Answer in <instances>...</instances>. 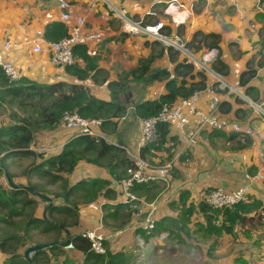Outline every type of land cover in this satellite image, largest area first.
I'll use <instances>...</instances> for the list:
<instances>
[{
	"label": "crops",
	"instance_id": "obj_1",
	"mask_svg": "<svg viewBox=\"0 0 264 264\" xmlns=\"http://www.w3.org/2000/svg\"><path fill=\"white\" fill-rule=\"evenodd\" d=\"M68 1L72 19L68 23H63L69 28L74 23L75 17L83 16L85 30L96 31L100 35V41L87 46L90 55L95 59L97 69L100 70L99 73L95 74L92 71L89 77L77 80L68 74L65 68L52 65L45 49L37 53L32 50L30 40L34 35L38 31L44 33L49 23L61 21L58 0H0V45L5 40L13 42L14 46L9 52V58L21 77L43 83H54L59 80L77 81L83 83L92 95L108 101H117L118 97L130 94L128 97L130 103L122 104L125 106L124 115L113 121L117 123L114 125L111 122L112 125L109 123L98 129L99 134H103L108 142L123 145L130 153L138 154L140 118L135 114L134 108L140 101L158 99L166 91L165 80L158 76V72L166 69L170 72V76H173L174 66L164 51L161 58H156L152 62L148 80L142 78L136 80L134 89L124 95L121 90L112 88V86L121 85L122 71L136 68L143 57L150 55L153 40L144 35L125 33L122 30L120 19L116 17L110 5L126 9L128 15L135 19L144 20L149 12L153 13L151 14L153 20L162 21L167 26V30L169 29L168 37L177 35L186 45L198 31L219 34V58L227 65V73L222 75L252 101L262 100L264 61L261 65L258 63L263 54L264 0H177L176 3L183 7L175 9L173 6L167 11L165 8L168 0H108L109 3L104 0ZM163 15L165 16L163 19L159 18ZM150 19L148 17L146 21ZM174 19L179 20L178 24L173 21ZM143 39L145 42L142 41ZM143 42H147L146 45ZM192 52L200 57L206 51L193 47ZM234 53L238 55L234 56ZM179 56L185 58L181 52ZM217 56L218 51L215 59ZM250 61L257 69L256 76L247 85L256 89L257 94L253 96L252 94L247 95L245 87L238 83L240 72ZM79 65L84 67L82 60H79ZM195 66L199 65L195 64ZM207 79L209 83L210 77L207 76ZM209 99V95L201 91L198 98L199 106L206 109ZM227 102L231 109L228 111L221 109V113L237 121L243 130L249 128L251 133L239 135L234 132H223V136L216 135L214 132L217 130L197 129L195 123L190 122L185 126L186 137L184 138L174 126L166 124L164 150L153 152L150 158L156 161L162 160L161 165L171 163V171L166 180L158 182L165 184V187L154 198L146 199L145 196L135 194V199L127 203L130 206L135 202L139 204L137 211L132 213L130 218V224L132 222L135 224L131 228L132 233H135L136 228H143L144 220L152 208H154L151 212L152 217L157 224L160 222L165 226L168 221L176 219L181 208V205H178L179 198L185 195L191 207L194 208L191 216V222L194 223L190 225L194 226L196 222L203 219L197 207L202 200L203 193L216 188L231 191L241 185L249 184L247 202H260L262 206L258 208V211H262L261 208H264V179L248 180L246 175L253 174L264 165V117H261L246 100H241L238 96L227 92L222 93L221 103ZM73 136H75L73 131L58 128L51 133L38 135L33 149L36 152L57 153L60 147ZM55 146H58V150H44V147ZM38 178L34 176L31 180L35 181ZM91 178L112 180L107 169L81 162L69 176V182L72 185L80 180ZM16 179L20 184V181L26 178L18 176ZM114 187L118 192L121 191L117 184ZM48 196L52 198L54 195ZM106 202L114 204L110 200L100 198L96 202L81 205L78 210V225L65 227L62 242L68 238L71 239L76 234H81L86 229L99 226L103 228L109 243L116 240L114 237L118 233L113 232V234L110 229L104 228L106 223L101 219L102 206ZM41 203L42 201H39L40 210L47 202L44 205ZM261 222L264 224V221ZM235 225L233 233H238V237L233 240L224 236L229 238L230 242L226 243L223 249H219L223 238L218 240L214 249L215 251L220 250L221 253L214 254L215 251L213 252L212 249L208 252L207 248V252L213 254L214 257L209 260L210 263L241 264L235 263L236 258L240 256L246 261L244 263L264 264V225L260 226L258 231L252 229L253 232H258L256 234L249 229L248 223L244 227ZM107 227L113 229L112 222H109ZM246 229H249L248 233H241ZM65 230L69 233L67 234ZM249 232L252 237L244 236ZM70 245V249L67 248L69 245L60 246V253H53L51 262L54 264L82 263V253L74 249L72 243ZM210 254H208L209 257ZM5 258L6 255L0 252V264H3ZM205 260L208 261V258L206 257Z\"/></svg>",
	"mask_w": 264,
	"mask_h": 264
},
{
	"label": "trees",
	"instance_id": "obj_2",
	"mask_svg": "<svg viewBox=\"0 0 264 264\" xmlns=\"http://www.w3.org/2000/svg\"><path fill=\"white\" fill-rule=\"evenodd\" d=\"M153 15H146L142 20L144 24L156 23L158 19L153 20ZM151 18L146 21V18ZM166 34L167 26L164 25ZM163 29V30H164ZM44 37L50 41H57L69 35V28L62 22H51L45 27ZM147 43V42H146ZM220 36L217 33H203L198 31L194 34L192 40L187 43L189 47L202 48L205 51L217 49L218 56L212 64V68L221 73H227V65L219 58ZM159 42L154 41L152 45ZM264 46V40L262 41ZM166 51L169 60L174 63L172 68L173 76L166 69L158 72L165 80L166 91L158 99H148L140 101L134 108L135 114L139 118H151L157 116L163 105H172L180 98H187L196 92L203 91L208 85L207 73L198 69L194 63L188 62L185 58H180L179 51L174 47L162 46L158 55L161 57ZM76 61L73 65L66 66L65 70L77 80H83L90 76L93 71L99 73L95 59L90 55L87 46L76 45L73 48ZM258 65L264 61V54ZM155 57H149L142 60L139 67L130 71L136 73L141 78L151 70V64ZM82 60L84 67L79 65ZM256 66L247 62L246 68L240 72L238 83L245 87V93L256 95L257 91L253 86H247L256 76ZM10 97V103H17L22 113L11 112L7 121L0 120V178L5 175V169L8 171L9 178L16 184L15 177L10 173V166L7 162L12 159H26L30 164L25 168L24 178L20 181V188L8 190L3 187L6 178L0 179V233L4 229H10L0 239V252L6 255L3 264H54L51 262L53 253H60L62 242V233L65 227L78 225L79 213L77 206L96 202L100 198L114 200L118 198L119 193L113 183L117 185L119 181L126 177V170L134 166V161L127 155L124 149L108 142L103 137H95L87 134L75 135L68 140L57 153L36 152L33 144L38 135L48 134L58 129L64 112H77L82 117H91L102 119V126L113 122V118H120L125 113V106L117 101H108L99 99L92 95L88 88L77 81L59 80L54 83H43L31 80L26 77H20L16 82H9L0 67V103ZM19 99V101H17ZM224 105V106H223ZM226 107V108H223ZM34 109V114L29 113V109ZM230 110V104L221 103L220 110ZM32 112V113H33ZM165 126L158 125L159 138L156 142L144 147L140 155L147 160H151L150 155L153 152L164 150ZM216 135H224L223 132H214ZM81 162L92 164L108 170L112 180L104 178H91L89 180H80L70 184L69 176L74 172L77 165ZM152 162V160H151ZM162 160L159 163L162 164ZM38 176L40 179H47V186L58 184L59 192L49 191L37 184L30 183L29 178ZM158 182L149 184H136L130 187V192L135 196L142 195L146 199H152L160 191ZM209 191V190H208ZM54 195L51 205L46 207L49 202L46 196ZM49 197V196H48ZM61 200H58V199ZM39 201L47 202L42 210L39 207ZM260 202H241L234 207L214 209L204 200L198 203V210L202 216V221L196 222L192 228L191 216L194 208L187 201V196H181L178 205H181L176 219L169 222L175 225L180 231L187 230L189 234L200 237L203 243H206L209 237L215 238L224 236L232 230L233 225L238 224L242 227L249 221L260 222L258 208ZM108 212L103 216L104 221L112 218L115 222L125 211V219L128 222L132 212L127 203L117 202L114 205L104 203L102 206ZM123 211V212H122ZM116 225V224H115ZM157 224L155 222V232L162 231L168 226ZM123 228L122 226H119ZM192 230V231H191ZM135 233H141L144 238L151 239L155 234H147L144 228H136ZM52 236L46 241L52 243L51 246L37 250L29 254V261L25 256V250L33 245L41 244V241H34L35 236ZM151 235V237H150ZM208 246V252L218 243ZM71 243L74 249L82 253L83 264H123L125 250L113 251L109 246L107 239L104 241L106 251L104 254H98L91 250L90 242L83 238L81 234L72 236ZM216 244V245H215ZM210 254V253H208ZM211 255V254H210ZM242 257H238L235 263H244ZM246 262V261H245ZM69 264V263H66Z\"/></svg>",
	"mask_w": 264,
	"mask_h": 264
},
{
	"label": "built area",
	"instance_id": "obj_3",
	"mask_svg": "<svg viewBox=\"0 0 264 264\" xmlns=\"http://www.w3.org/2000/svg\"><path fill=\"white\" fill-rule=\"evenodd\" d=\"M108 2V0H104ZM165 11L175 7H183L177 0H168ZM60 8V20L62 22H70L72 15L70 13V3L68 0H58ZM110 8L115 13L116 17L121 21L122 30L125 33L132 35H144L148 39L161 41L167 46L174 47L181 52L186 60L199 65V68L204 70L210 77V82L203 92L210 97L207 102V108L203 109L198 104L199 93L196 92L187 98H180L172 105H163L157 116L151 118H140L139 121V139H138V154L134 155L123 145L118 146L125 150L127 155L134 161V166L126 170V177L119 181V189L123 194V203H129L135 199V196L130 192V187L136 184H149L152 182L164 181L169 177L171 171V163L164 165L152 164L149 160L140 155L141 149L156 142L159 138L158 125L160 123L174 126L182 137H186L185 126L194 122L197 129L217 130L222 132H234L239 135H249V128L243 130L239 123L233 118L221 113L220 104L222 102V93H235L237 96L246 100L248 104L264 117V95L260 102L252 101L238 87L232 85L219 72L215 71L211 63L215 59L216 49H211L203 53L200 57L194 55L192 50L182 41L179 36L168 37L164 23L158 21L156 23L144 24L141 19H135L128 15L126 9H120L114 5ZM149 15L153 14L151 12ZM178 24L179 20H173ZM85 19L83 16L74 18V23L69 27V35L57 41L45 39L42 31H38L30 40L32 50L40 52L45 49L48 52L52 65L59 68L73 65L76 61L73 48L76 45L89 46L100 41V35L96 31H86L84 27ZM164 29V30H163ZM44 44V46H42ZM14 46L10 40H5L0 45V67L5 76L10 82H16L21 76L9 58V52ZM264 54V47H263ZM225 90V91H224ZM102 119L85 118L78 113H67L62 119V128L71 130L75 135L87 134L95 137H103L99 134L98 129L102 126ZM105 138V137H103ZM191 140V139H188ZM62 147V146H61ZM60 147V148H61ZM46 148H44L45 150ZM58 150V146L46 149ZM248 180L259 181L264 179V165L258 168L253 174L246 175ZM249 184L241 185L231 191L222 188L207 190L202 195L204 200L210 207L214 209H223L234 207L237 203L248 201ZM154 208H152V211ZM150 211L144 220L143 228L147 234H152L155 229V221ZM81 236L90 242L91 250L98 254H104L106 247L104 241L106 235L101 226L97 228L86 229L81 233Z\"/></svg>",
	"mask_w": 264,
	"mask_h": 264
},
{
	"label": "rangeland",
	"instance_id": "obj_4",
	"mask_svg": "<svg viewBox=\"0 0 264 264\" xmlns=\"http://www.w3.org/2000/svg\"><path fill=\"white\" fill-rule=\"evenodd\" d=\"M164 17L165 16L163 15L159 18L163 19ZM142 41L145 42V39H143ZM144 42H143V44L146 45V43H144ZM157 42H159V44L152 45V47L150 49V50H152L150 52V55L145 56L140 60L141 64H142V62H141L142 60L144 61L145 59H148L149 57H155V59L161 58L158 55L159 49H160V47L167 46V45L161 41H157ZM137 43H139V42L137 41ZM147 46H149V44H147ZM190 50H192V48H190ZM236 55H238V54L234 53V56H236ZM140 63H139V65H140ZM138 67L139 66H137L136 68H138ZM197 67H198V69H201V68H199V66H197ZM136 68H134V69H136ZM134 69H130L128 71L126 70L124 72L122 71L121 75H120L121 85L117 86V87L112 86V88L121 90L122 92H124V93H122L123 95L125 93H128L131 89H134V87H135L134 82L136 80L140 79V77L137 73H136V75L130 73V71H132ZM148 73L146 75L142 76L141 78L143 80H148ZM231 95L237 96L235 93H231ZM252 96H253V94H252ZM238 98L242 100V98H240L239 96H238ZM10 101H11V98L6 97L4 99V103L3 104H2V102L0 103V120L1 121H7V117L11 112H17L19 114L22 113V110L20 108H18L17 103H15V102L10 103ZM17 101H19V99ZM129 103H130V101H128V104ZM33 110L34 109L32 108V109H29L27 111H29V113H31V114H34ZM67 113H77V112H68V111L64 112L59 124L57 125V128L64 129V128H62L63 127L62 126V119H63V116ZM85 118L89 119L91 117H85ZM120 118H113L112 120L114 121V120L120 119ZM109 125H112V123H110ZM102 136H103V134H102ZM103 137H105V136H103ZM44 148L49 149L50 147H44ZM151 160H149V161L151 162ZM24 161L21 159H12V160H9V162H7L8 165L10 166V173L15 177L16 181H18V179H16L18 176H21V175L24 176L25 168L30 164V161H28V160H24ZM151 163L155 164V165H161V163H159V161H156V160H152ZM4 178H5V175L3 177H1L0 179H4ZM31 179L32 178H29L30 183L37 184L40 186V188L41 187L45 188V184H47V179H39L38 178L35 181H32ZM4 181H6V183L5 182L3 183V187L7 190L9 188H11L8 181L7 180H4ZM157 185H159V190H161L162 188L165 187V184H162V182L160 184H157ZM45 189L49 190V191H56V190H58V192L60 191L58 184H56V185L53 184L51 187L47 186ZM117 199H119V201H117ZM120 199H123L122 192L119 193L118 198L111 200L110 202L116 204L117 202H122ZM44 203L45 202H42L41 205H44ZM127 205L129 206V208L131 210H134L132 213L137 211V208L139 207V204L137 202H135L131 206L129 204H127ZM260 205L262 206V204H260ZM110 206H111V204H110ZM80 208H81V205L77 206V210H79ZM103 209H102L103 212L101 214L102 220H104L103 216L108 212V210H105V209L103 210ZM261 210L262 211H259L260 222L264 221V208L263 209L261 208ZM78 213H79V211H78ZM124 213H122V215L120 216V219H117L115 222L113 221L112 218H108L105 221H103L106 223V224H104V228H106L108 230L110 229L112 233L113 232L118 233L114 237L116 240L112 241V243L110 242L109 246L111 247V249L113 251L125 250V251H123L124 260H125L123 262V264H211L209 260H211L214 257H213V254H211L210 257L208 256L207 245H212V244H214L215 241L218 242V240L220 238H223L221 240V241H223V242H221L222 245L219 248V249H223L224 247H226L225 244L230 242L229 238L234 240L239 235L238 233H233V230L236 226V225L235 226L233 225L231 232H229V233L224 232V236H228L229 238H226L224 236L215 238V236H212V237H209L207 239L205 244L204 243L198 244V243L202 242V240H200V237H196L194 235L189 234V232L187 230L180 231L177 227H175V225L173 223L171 224L168 221L167 222L168 227L166 229H163L162 231H159V232L154 231L151 235L155 234V236L151 237V235H150L151 239L150 238L147 239L146 237L144 238V236L141 233H139V234L132 233L131 228H133L135 226L134 222H132V224H130V220H129L127 223L123 222L121 225L119 224L121 222V219L126 218L124 216L125 215ZM109 222H112V226H113L112 228L113 229L107 227ZM191 223H194V222L192 221ZM262 225H264L262 222H261V224L256 222V221H249L248 222V227L251 231H252V229H255L258 231V228ZM119 226H122L123 228H120ZM194 227H195V224H194V226H192V228H194ZM127 228H129V229H127ZM114 229H116L117 231ZM249 229L243 230L241 233H243V232L246 233ZM9 231H10V229H4L2 231V233H0V239L3 237V235L5 233H7ZM252 233L256 234L258 232L252 231ZM249 234H250V236H249ZM249 234L248 235L243 234V235L248 237V238L252 237L251 232H249ZM52 238L53 237L51 235L50 236H48V235L39 236L38 235V236H35L34 241H41L42 243H46V241H48ZM70 247H71V245H69L67 248L70 249ZM215 250L216 249H213V252ZM216 253H221V252H220V250H218V251L214 252V254H216ZM206 257L208 258V261L205 260ZM78 264H83V263H78Z\"/></svg>",
	"mask_w": 264,
	"mask_h": 264
},
{
	"label": "water",
	"instance_id": "obj_5",
	"mask_svg": "<svg viewBox=\"0 0 264 264\" xmlns=\"http://www.w3.org/2000/svg\"><path fill=\"white\" fill-rule=\"evenodd\" d=\"M129 96H130V94H128V95H124L123 97H118V98H117V102H119V103H121V104H126V103H128V101H129V99H128ZM5 177H6L7 181H8V183H9L10 187H12L13 189H18V188H20V184H16V183H14V182L9 178L8 171H7L6 169H5ZM113 185L115 186L116 183L114 182ZM46 200L49 202V205L46 207V209H48L49 206L51 205V202H52L53 198L46 196ZM65 232H66L67 234L69 233L68 230H65ZM70 243H71V239H70V238H68V239H67L66 241H64V242H58L59 245L64 246V247L70 245ZM51 245H52V243H41V244H36V245L30 246V247H28V248L25 250V252H24V256H25L29 261H31L30 258H29V254H30V253L35 252V251L40 250V249H44V248L49 247V246H51Z\"/></svg>",
	"mask_w": 264,
	"mask_h": 264
}]
</instances>
